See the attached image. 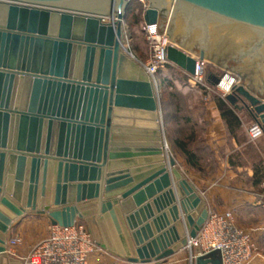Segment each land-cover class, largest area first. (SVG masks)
Segmentation results:
<instances>
[{"label": "water", "instance_id": "95a60500", "mask_svg": "<svg viewBox=\"0 0 264 264\" xmlns=\"http://www.w3.org/2000/svg\"><path fill=\"white\" fill-rule=\"evenodd\" d=\"M131 1L0 0V264L26 214L85 222L128 264L173 257L208 220L168 154L158 87L125 48ZM144 1L143 23L176 46L168 61L191 76L196 58L235 73L225 101L264 132V0ZM195 264L222 262L212 252Z\"/></svg>", "mask_w": 264, "mask_h": 264}, {"label": "crops", "instance_id": "0c3cea01", "mask_svg": "<svg viewBox=\"0 0 264 264\" xmlns=\"http://www.w3.org/2000/svg\"><path fill=\"white\" fill-rule=\"evenodd\" d=\"M136 61L144 68L143 62L137 59ZM158 80L160 88H158L157 95L163 113V88L160 78ZM173 82L179 95L190 94V96L196 97L197 100L190 106L191 114L188 116L194 121L193 113L199 120L196 122L195 140L189 145L191 152H194L199 159L197 168L187 162L185 155L175 145V142L187 133L184 132V123H162L164 124V138L168 154L175 159L177 168L202 197L209 211L213 209L219 211L240 210L251 216L263 217L264 183L262 187L255 188L253 177L254 167L264 162V137L252 139L248 133L252 126L256 125L259 128L260 126L255 122L243 123L241 129L236 132V137L233 136L222 119L214 98L211 97L209 101H205L200 90L193 89L192 91L187 87L180 88L177 80H173ZM235 112L240 116L244 115V111ZM173 127L176 128L175 131L172 130ZM169 129H171V133ZM258 144H263L262 150H259ZM250 148L257 152L256 158L252 162L245 158V152ZM231 160L234 162V166H231ZM171 182L174 185V181L171 180ZM79 223L86 224L81 221ZM51 225L47 215L26 214L14 221L8 231L7 242L14 238H20L22 244L14 249V252H8V264H24L23 258L34 246L47 237ZM259 226L262 225L259 223ZM99 256L107 261V264H128L105 250H102ZM117 260L118 262L115 263ZM151 264H177V260L167 259ZM249 264H264V261L254 256Z\"/></svg>", "mask_w": 264, "mask_h": 264}, {"label": "built area", "instance_id": "2783aa9c", "mask_svg": "<svg viewBox=\"0 0 264 264\" xmlns=\"http://www.w3.org/2000/svg\"><path fill=\"white\" fill-rule=\"evenodd\" d=\"M146 11L148 4L140 0ZM143 12V13H144ZM158 24L145 25L142 30L149 46V58L144 64L148 76L158 87V73L171 64L167 59V49L176 47L168 40L167 32L157 33ZM195 75L187 74L188 84L200 90L205 101H209L212 93L217 90L223 98L231 94L240 79L235 74L224 72L217 77L218 84L212 85L206 74V62L196 58ZM252 139L264 137V132L258 126H252L248 131ZM264 210V206H263ZM22 244V239L14 238L7 242V251L12 253ZM189 263L195 264L199 257L212 252H219L222 264H249L256 252L251 234L240 228L235 221L232 210H210L208 220L197 234L195 239L189 241L187 247ZM102 249L96 244L89 228L76 222L74 226L64 228L52 226L45 239L34 246L23 258L24 264H91L96 256L101 255Z\"/></svg>", "mask_w": 264, "mask_h": 264}, {"label": "rangeland", "instance_id": "374dc122", "mask_svg": "<svg viewBox=\"0 0 264 264\" xmlns=\"http://www.w3.org/2000/svg\"><path fill=\"white\" fill-rule=\"evenodd\" d=\"M106 22H109V21H106ZM125 34H126L125 48L127 49L128 52H130L135 57V59H137L140 62H143L145 64L149 58V46H148V43L146 40V36H145L144 32L141 30L140 25L135 26L133 19H131L130 23L126 22ZM144 60H146V61H144ZM176 69H179V68L176 67ZM162 72L164 73L163 76L167 75L166 70L163 69ZM224 72H230V71H227L225 69H219L218 67H216L215 65H213L211 63L206 64V74L208 77L210 76V78H209L210 81H212V78L220 77ZM182 73L183 74L181 77H177V80H178L177 82H178L179 87L180 88L187 87L193 91L194 88H192L188 84L187 74L184 71H182ZM230 73H232V72H230ZM233 74H235V73H233ZM172 79L176 80L175 77H172ZM157 83H158V88H160V81L157 80ZM195 91H197V90L195 89ZM178 95H179V93H178ZM219 97L224 99V101H225V98H223L222 94L219 93L217 90H215L212 93V98L216 99ZM196 100H197L196 97L190 96V94H187L186 96L179 95V97H177L176 99L169 98L168 102L166 103L165 113L161 112V122L160 123H184L181 121V118H179V116L190 117V116H188L189 114H191L190 113L191 112L190 106L192 105V103L196 102ZM262 100L264 101V99H262ZM175 105L177 106V109L175 110V113H174L173 108H175ZM229 107H230V105H229ZM175 115H178V116H175ZM192 115H193L194 122L199 121L198 119H196L195 114L192 113ZM241 117H242L244 123H252L253 122L251 117L249 116V114L245 111H244V115H242ZM172 130L175 131L176 128L173 127ZM169 132L171 133V129H169ZM167 135H168V133H167ZM162 136H163V138L165 137L164 124H162ZM170 136H172V135H170ZM258 148H259V150H262L263 144H258ZM256 154H257V152L250 148L245 152V158L247 159V161L252 162L255 160ZM233 214L235 217L236 224L240 228L247 230L251 234L253 242L255 244V248H256V252L254 253V256L257 257L258 259H260L261 261H264V227H263L264 216L263 217H260L259 215L251 216L248 213H245L244 211H240V210L239 211H233ZM259 223L262 226H259ZM85 225L87 226V224H85ZM169 259L171 261L177 260V264H190L189 263V254H188L187 248L180 251L179 253L175 254L173 257H171ZM117 262H118V260L115 263H117ZM107 263L108 262L101 259L100 256H96L93 259L91 264H107Z\"/></svg>", "mask_w": 264, "mask_h": 264}, {"label": "trees", "instance_id": "16d2710c", "mask_svg": "<svg viewBox=\"0 0 264 264\" xmlns=\"http://www.w3.org/2000/svg\"><path fill=\"white\" fill-rule=\"evenodd\" d=\"M143 12H144V6L141 3L140 0H132L130 3V6L126 13V22L130 23V20L133 19L134 25L138 26L140 25L141 30L143 27ZM143 31V30H142ZM167 76H163V70H161L158 73V77L161 80V86L163 88L162 93V108L163 113L166 111V103L168 102V99H176L179 97L176 87L174 85L172 77H175L177 80V77L182 76V71L180 69H176L173 65H167L165 67ZM170 76L171 78H169ZM175 80V79H174ZM178 81V80H177ZM217 107L219 109V112L221 114L222 119L226 122L231 134L236 137V132L241 129L243 125V119L240 115H238L232 108L229 107V105L224 101L222 98H216ZM175 103V102H174ZM175 110L177 109V106L175 105ZM178 116V115H175ZM181 121L184 122L183 126L184 132H187L184 137L179 138L175 142L176 147L185 155L187 162L194 168L198 167V161L196 154L194 152H191L189 145L191 142L195 140L196 136V129L197 127L196 122H194L189 117H181ZM186 122V123H185ZM187 129V130H186ZM234 162L231 160V166H234ZM254 177H253V186L255 188L262 187L264 183V162L256 165L254 167Z\"/></svg>", "mask_w": 264, "mask_h": 264}, {"label": "bare ground", "instance_id": "6f19581e", "mask_svg": "<svg viewBox=\"0 0 264 264\" xmlns=\"http://www.w3.org/2000/svg\"><path fill=\"white\" fill-rule=\"evenodd\" d=\"M105 20H106V21H109V22L111 21L110 19H105ZM113 20H115V18H113Z\"/></svg>", "mask_w": 264, "mask_h": 264}]
</instances>
